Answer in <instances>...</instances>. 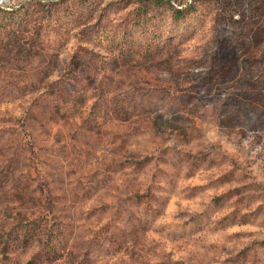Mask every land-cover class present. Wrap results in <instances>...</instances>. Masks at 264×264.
Segmentation results:
<instances>
[{
  "label": "rangeland",
  "instance_id": "obj_1",
  "mask_svg": "<svg viewBox=\"0 0 264 264\" xmlns=\"http://www.w3.org/2000/svg\"><path fill=\"white\" fill-rule=\"evenodd\" d=\"M0 264H264V0H0Z\"/></svg>",
  "mask_w": 264,
  "mask_h": 264
}]
</instances>
